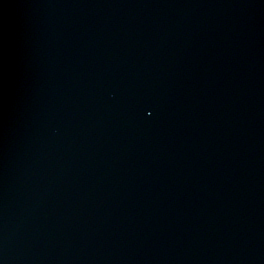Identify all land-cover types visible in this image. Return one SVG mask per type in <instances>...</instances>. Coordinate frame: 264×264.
<instances>
[{"label": "water", "instance_id": "95a60500", "mask_svg": "<svg viewBox=\"0 0 264 264\" xmlns=\"http://www.w3.org/2000/svg\"><path fill=\"white\" fill-rule=\"evenodd\" d=\"M43 7L70 264H264V0Z\"/></svg>", "mask_w": 264, "mask_h": 264}]
</instances>
